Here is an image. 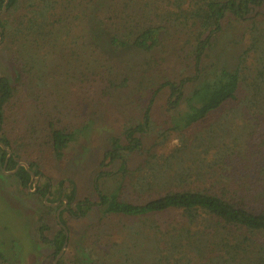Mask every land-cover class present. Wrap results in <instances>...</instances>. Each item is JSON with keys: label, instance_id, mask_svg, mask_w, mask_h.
Returning a JSON list of instances; mask_svg holds the SVG:
<instances>
[{"label": "trees", "instance_id": "obj_1", "mask_svg": "<svg viewBox=\"0 0 264 264\" xmlns=\"http://www.w3.org/2000/svg\"><path fill=\"white\" fill-rule=\"evenodd\" d=\"M100 1L8 0L5 11H2L5 0H0V46L13 63L16 73L13 76L0 73V142L12 150L6 170H14L20 160H25L28 170L19 166L15 176L20 180L22 189L27 190L31 181L29 171L40 175L37 158L49 153L59 160L74 141L73 130L68 124H64L62 118L70 115L74 111L73 107L68 106V99L62 101L61 96L51 98L50 105H46V98L49 96L47 89L51 82L45 73L35 71L33 75L34 80L42 78L36 86L40 92L37 99L42 106L31 102L30 96L26 98L20 84L16 85L31 73L32 70L28 68L36 61V55L39 54L37 51L45 52L48 69L52 60L60 59L59 52L64 45L67 46V50L64 49L65 55L71 62L79 61L81 47L93 53L90 60L92 65L84 66L86 69L80 76L81 84L85 85L83 101H91L88 96L90 90L99 88L102 98H106L109 90L118 85L121 68L109 59L110 48H132L145 53L159 47L164 48L161 32L166 26H173L179 31L182 72L193 67L194 77L181 78L179 81L167 80L152 90L149 105L140 107V110L143 109L140 119L136 118L134 125L124 130L126 144L122 145L119 139L112 137L104 154V161L107 160L105 165L120 162L118 171L124 181L116 191L106 194L99 188L98 177H94L93 188L98 202L76 204L71 209V216L74 219L77 218L76 215L80 216L78 218H85L98 210L103 216L142 219L176 211L179 217L174 223L161 225L157 223L158 220L146 219L145 227L149 231L138 228L134 230L138 225L136 224L132 227L133 231L129 230V235L137 242L139 236L158 235L157 242L150 245H163V264H264V166L256 176L244 173L243 176L233 178L212 172L211 187L206 186L208 181L199 175L197 166V173L191 170V165L197 163L196 158L207 155V152L223 142L226 132L223 121L228 119L229 113L230 117H236L227 120L231 129L226 134L234 138L233 141L244 140L246 136L249 139L248 134L251 133L253 143L260 139L258 147L264 145V12L257 11L264 9V0ZM98 3L102 4L99 8ZM255 16L260 19L252 21ZM247 20H251V23L245 35L239 41L230 42L232 49L237 52H233L228 65L218 71L212 82L190 89L187 95L186 85L199 78L200 65L208 51L217 47L218 38L227 32L232 22ZM97 39L101 41L98 43ZM102 47H108V50ZM158 60L165 61V58ZM158 60L151 59L148 65L153 66L152 63L157 64ZM164 89L168 93V111L187 105L188 115L184 127H169L170 131L176 132L178 144L164 157L162 163L152 160L155 152L150 149V159L145 161V167L141 166L132 173L127 168L124 154L135 153L141 148L142 142L135 134L147 131L150 113L152 114L150 104L153 97ZM30 106H35L34 118L37 109L41 107V115L46 118L44 123L47 131L45 139L39 143L40 153L32 149L34 144L26 136V132L32 130L29 125ZM61 109L65 111L61 112ZM246 115H250L254 123L246 122ZM214 116L215 120H211ZM238 117L243 122L242 125L237 124ZM12 122L19 124L21 128L27 126L23 130L24 134L16 132L13 138L9 128V123ZM204 123L207 128L203 126ZM199 126L205 128V136ZM188 128L189 131H186ZM192 129L193 132L190 131ZM257 133L256 138L254 136ZM35 151L38 154L33 158L32 153ZM6 155V151L0 147V167H3ZM213 166L224 168L225 165L221 157H217L213 165H209V171ZM198 181L206 183L203 186L195 185ZM64 184L65 181L60 180L56 192L51 193L50 180L46 179L43 185L38 186L36 195L42 198L49 194L52 198L47 201L57 202L64 196ZM128 189L140 193L142 197L147 195L148 198L142 202H139L140 197L128 200L123 195V191ZM75 195L73 186L71 193L64 197L71 202L75 200ZM43 204L44 214L57 209L45 202ZM79 212L81 215H78ZM63 213L64 211L60 213V220L65 225ZM45 218V215L40 217L38 233L42 241L49 242L44 235V230L48 229ZM60 235L57 242H53L51 257L64 244L65 231L61 226ZM1 244L0 242V264H12ZM175 254L179 257L175 258ZM155 260V257L149 255L139 257L132 254L125 257L123 264H161ZM57 264H62V261L59 260Z\"/></svg>", "mask_w": 264, "mask_h": 264}, {"label": "rangeland", "instance_id": "obj_2", "mask_svg": "<svg viewBox=\"0 0 264 264\" xmlns=\"http://www.w3.org/2000/svg\"><path fill=\"white\" fill-rule=\"evenodd\" d=\"M102 1L104 0L100 2ZM101 5V3H98V8ZM257 11L264 12V9H258ZM253 19L258 20L260 17L255 16L251 20L253 21ZM251 20L241 23L232 22L227 32L221 38H218L217 47L208 51L207 56L204 57L200 65L199 78L193 79L192 82L186 85L187 95H189L190 89L212 82L218 71L228 65L233 52H237L232 49L230 42L241 40ZM78 33L80 34V31ZM161 39L164 41L165 49L159 47L149 53L136 51L132 48H110L108 50V47H102L104 50H108L109 59L120 66L121 75H119L118 85L109 90V95L106 98H102L99 88L90 90L88 96L91 101H83L84 94L82 92H84L85 85L81 84L80 76L86 69L84 66L90 67L92 65L90 60L93 58V53L81 47V56H78L79 61L77 63L71 62L70 58L68 59L65 55L64 49L66 51L67 46L64 45V48L59 52L60 59L52 60L48 69L45 52L37 51L39 54L36 55V61L28 68L32 70L31 73L26 75L25 78L22 77L23 79L19 80L16 85L20 84L26 98L30 96L31 102L40 105L37 99L40 92L37 91L36 86L42 78L37 77L34 80L33 75L35 71L41 74L45 73V76L51 82L47 89L49 96L46 98V105H50L51 98L61 96L62 101L68 99V106L73 107L74 111L70 115L68 114L66 118H62H64V124H68L73 130L75 137L74 141L64 151L61 159H54L49 153H44L47 155L37 158L39 159L40 175H36L38 176L37 181L31 180L29 182L27 190L22 189L20 180L15 176L16 171L6 173L3 171V167H0V242L7 259L12 264H53L56 256L51 257L54 249L53 242H57L61 236V224L56 219L55 221L54 217H56V213L61 207L60 213L64 211L62 219L66 222L64 226L68 234L67 246L60 258L62 264H123L125 257L132 254L139 257L149 255V257H155L157 259L155 261H160L163 264L165 259L163 245L160 243L150 245L154 241L157 242L158 235L139 236L137 242L134 237H131V234L129 235V230L131 232L132 227L136 224L140 227L137 225L134 230L136 228L138 230H148L145 227L146 219L149 221L152 219L158 220L157 223L161 225L174 223L179 217L176 211L142 219L103 216L98 210L89 213L85 218H78L80 216L76 215L77 218L74 219L71 216V209L76 204L87 201L98 202V196L93 188L94 177H98L99 188L106 194L116 191L119 184L124 181L118 171L120 162L116 161L110 165H105L104 163L107 160L104 161V154L112 137L119 139L122 145L126 144L127 137L124 130L128 126L134 125L136 118L139 117L140 119L143 110H140V107L141 105L143 107L149 105L152 90H155L160 83L167 80L179 81L181 78L194 77L195 70L193 67H188L182 72L183 65L180 63L182 54L180 53L178 29L173 26H166L161 32ZM100 41L101 39H97L96 42L99 43ZM239 46L240 44L237 47ZM74 57L76 58L77 55L75 54ZM162 57L165 58V61L158 60ZM151 59L158 60L157 64L152 63L154 65L149 66L148 62ZM96 66L97 63L95 62L94 68ZM125 69L127 70L124 73L123 70ZM0 73L11 76L16 74L13 63L1 46ZM77 77H80V79H77ZM187 95L185 96L188 97ZM153 98V102L150 104L152 107L150 125L144 134H135V137L142 142L141 148L135 153L124 154L127 168L132 173L136 172L141 166L145 167V161L150 159V149H154L155 152L152 160L155 159L154 161L162 163L164 157L178 144L176 132L170 131L169 127L174 125L184 127L187 119V105H182L177 109L172 108V111H168L166 102L168 93L165 89L159 91ZM34 110L35 106H30L29 125L32 130L26 132V136L34 144L32 149L39 152V143L45 139L47 131L44 123L46 118L41 115L42 107L39 110L37 109L35 118L33 117ZM63 111L65 109H61V112ZM54 112L56 113V111ZM215 117L211 120H215ZM233 118L236 117H230L229 113L228 119ZM244 119H246V122L254 123L250 115H246ZM227 120L223 121L226 132L231 129V124ZM237 120V124H243V122H240L239 117ZM206 122L209 121L206 120ZM205 123L203 126L207 128ZM26 127L21 128L17 123H9L13 138H15L16 132L24 134L23 130ZM204 127L199 126L203 136L206 135ZM187 130L189 131V128ZM254 130L256 131L255 128ZM190 131L193 132L194 129ZM226 132H224L223 142L218 147L211 149L206 153L207 155L196 158V165H191L193 173H197L195 169V166H197L199 175H202L201 177L208 181L205 182L207 187L212 186L210 182L212 172L216 171L218 174L232 176L233 178L243 176L244 173L256 176L258 170L264 166V145L259 147L257 145L260 139L255 140V143H253V138L249 133V139L246 136L244 140L233 141L234 138L229 137ZM254 137L257 138L258 133ZM217 148L218 150H216ZM36 154H38L37 151L34 154L32 153V157L35 158ZM217 157H221L227 168L225 166L224 168L220 166L214 168L213 166V169L209 171V165H213ZM21 163L28 166L25 160L18 162V164ZM132 176L135 177V175ZM46 179L50 180L51 193L56 192L57 183L60 180L65 181L62 189L64 196L69 195L74 186L76 190L75 200L69 202L63 196L59 201L54 202L57 203L55 206L50 205L52 208H57L56 210L51 209L48 214H44L43 203L45 197H38L36 192L38 186L43 185ZM192 179L195 180L194 177ZM205 183L198 181L195 185L203 186ZM123 195L128 200H137L136 198L140 197L139 202L148 198L147 195L142 197L140 193L131 189L124 190ZM50 198L52 196L49 195L47 199ZM64 200H67L66 204ZM42 215L46 217L44 222L47 223L48 229L44 230V235L49 242L45 240L43 242L38 233ZM78 215H81V212ZM177 257L179 255L175 254V258Z\"/></svg>", "mask_w": 264, "mask_h": 264}, {"label": "water", "instance_id": "obj_3", "mask_svg": "<svg viewBox=\"0 0 264 264\" xmlns=\"http://www.w3.org/2000/svg\"><path fill=\"white\" fill-rule=\"evenodd\" d=\"M7 1H8V0H5L4 5H3V8H2V11H5V9H6ZM0 147H1L3 150H5L6 153H7L6 158H5V162H4V165H3V171H4V172H6V173L15 172V171L18 169V167L21 166V165L24 166V167L28 170V166H27L26 164H24V163H21V164H18L14 170H12V171H6L5 168H6V165H7V163H8V160H9V158H10V156H11V150H10L7 146H5L2 142H0ZM29 173H30V176H31V180H35V181H37L38 176H36L35 174H33V172H31V171H29ZM48 196H49V194H47V195L45 196V203L48 204V205H51V206H55L57 203H49V202H47L46 199H47ZM64 202H65V204H66V203H67V200H64ZM61 209H62V207L59 208L58 211H57V213H56V220H57V222L60 223V224H61V220H60V211H61ZM61 226H62V227L64 228V230H65V240H64V244H63L61 250L56 254V256H55V258H54V260H53V264H57V263H58V261H59L60 258L62 257V255H63V253H64V250L66 249V246H67V240H68V239H67V238H68L67 230H66V228H65V226H64L63 224H61Z\"/></svg>", "mask_w": 264, "mask_h": 264}]
</instances>
